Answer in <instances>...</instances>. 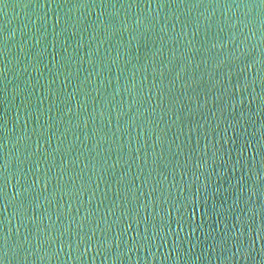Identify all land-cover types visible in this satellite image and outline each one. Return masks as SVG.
I'll use <instances>...</instances> for the list:
<instances>
[{"label": "water", "instance_id": "1", "mask_svg": "<svg viewBox=\"0 0 264 264\" xmlns=\"http://www.w3.org/2000/svg\"><path fill=\"white\" fill-rule=\"evenodd\" d=\"M0 264H264V0H0Z\"/></svg>", "mask_w": 264, "mask_h": 264}]
</instances>
